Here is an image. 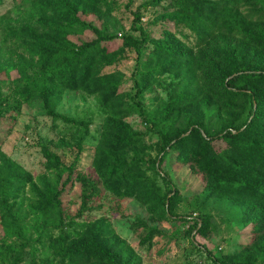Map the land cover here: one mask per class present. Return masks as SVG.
<instances>
[{"label": "trees", "instance_id": "1", "mask_svg": "<svg viewBox=\"0 0 264 264\" xmlns=\"http://www.w3.org/2000/svg\"><path fill=\"white\" fill-rule=\"evenodd\" d=\"M13 3L14 16H0V120L14 122L39 98L47 116L75 129L68 131L71 146L63 138L39 144L43 172L36 177L0 151V264H143L103 220L75 231L105 195L115 204L134 199L157 221L194 216L185 235L213 264H264V0H146L143 8L158 9L147 25L170 22L175 29L162 27L158 38L140 24L139 10L132 13L136 36L118 37V0ZM128 48L138 61L133 94L119 92L116 68L104 72ZM155 88L165 98L146 107L142 96ZM64 91L96 97L104 115L87 174L79 159L91 121L55 112ZM132 115L144 132L125 122ZM147 134L156 137L151 145ZM53 145L76 148L73 161ZM172 154L204 183L192 210L164 168ZM75 185L79 207L71 215L62 201ZM211 204L250 226L246 246L214 255L196 244L209 227ZM132 228L148 248L162 234L141 219Z\"/></svg>", "mask_w": 264, "mask_h": 264}, {"label": "rangeland", "instance_id": "2", "mask_svg": "<svg viewBox=\"0 0 264 264\" xmlns=\"http://www.w3.org/2000/svg\"><path fill=\"white\" fill-rule=\"evenodd\" d=\"M15 1L18 2L19 0ZM145 1L118 0L119 7L112 13L120 21L121 28L119 26L115 28L118 37L124 33L136 36L130 31L134 22L132 13L137 10L141 14L140 24L148 28L154 38L159 37L162 27L172 32L175 31L173 24L170 22L147 25V22H151L153 18V12L158 9L143 8ZM14 4L13 0H5L4 3L0 4V16L10 11V16H14L12 11ZM126 4L127 7H125ZM192 40L193 38H190L189 43H192ZM124 54L125 59H122L116 67H106L104 72H110L116 68L123 75L119 92L133 94L132 80L133 77H137L138 61L134 50L128 48ZM167 82H169V79H167ZM157 95L165 98L166 93L159 88H155L152 92L142 96V102L146 107H152L155 104L152 100ZM55 96L53 95V101L56 98ZM55 112L66 118L91 121L89 133L83 142L79 159V170L84 174L89 173L91 171L92 156L100 140L104 118L97 98L88 96L83 92L64 91L61 94L60 102L55 107ZM125 122L134 130L145 131V125L137 115L129 116L125 119ZM70 124L63 120L54 121L53 118L47 116L40 99L36 98L31 104L23 106L20 115L17 116L14 122L7 117L0 120V151L7 159L20 165L33 177H36L43 172V157L39 144H46L50 140L57 143L63 138V142L71 146L68 131L73 132L75 127ZM144 140L146 144L151 145L156 141V137L147 134ZM51 149L57 152L67 163L73 161L77 152L76 148H62L61 145L59 147L53 145ZM151 155L154 156V152ZM164 168L169 171L173 183L183 198V203L192 210L197 203L198 194L203 188L204 183L201 178L191 174L187 167L177 165L174 161V154L170 156L169 160H166ZM158 184L161 185L160 180H158ZM78 194V185H75L71 193L63 198L64 208L71 215H74L79 207ZM111 198V196L105 195L100 201H97L96 205H100L101 208L86 213L84 215L87 216L86 220H83L84 218L79 219V225L76 226L75 231L81 230V225H83L81 223L84 221L96 224L98 221L103 220L105 224L109 225L115 236L125 241L134 250L143 264H213L207 258L205 251L198 252L191 247L189 237L185 235V232L193 226L192 218L194 216L187 223L157 221L155 216L148 213L147 209L134 199L124 198L115 204L111 202ZM207 210L210 213L209 227L204 235H196V244H201L214 255H219L233 253L236 249H240L249 243L251 240L250 226L242 228L231 219H228V215L222 209L212 204L207 207ZM137 219L143 220L148 225H155L161 230L162 234L153 238L152 246L149 248L138 243V232L140 230L136 231L135 228H132V224L137 222Z\"/></svg>", "mask_w": 264, "mask_h": 264}, {"label": "water", "instance_id": "3", "mask_svg": "<svg viewBox=\"0 0 264 264\" xmlns=\"http://www.w3.org/2000/svg\"><path fill=\"white\" fill-rule=\"evenodd\" d=\"M189 132H187L186 134H184L183 136L187 135Z\"/></svg>", "mask_w": 264, "mask_h": 264}]
</instances>
